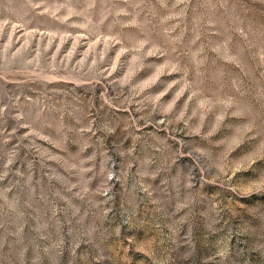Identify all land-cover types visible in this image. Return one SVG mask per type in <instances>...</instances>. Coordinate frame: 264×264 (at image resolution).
I'll return each mask as SVG.
<instances>
[{
    "label": "rangeland",
    "instance_id": "1",
    "mask_svg": "<svg viewBox=\"0 0 264 264\" xmlns=\"http://www.w3.org/2000/svg\"><path fill=\"white\" fill-rule=\"evenodd\" d=\"M0 264H264V0H0Z\"/></svg>",
    "mask_w": 264,
    "mask_h": 264
}]
</instances>
